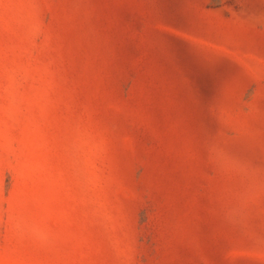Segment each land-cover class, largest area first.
Here are the masks:
<instances>
[{
  "label": "rangeland",
  "instance_id": "rangeland-1",
  "mask_svg": "<svg viewBox=\"0 0 264 264\" xmlns=\"http://www.w3.org/2000/svg\"><path fill=\"white\" fill-rule=\"evenodd\" d=\"M0 264H264V0H0Z\"/></svg>",
  "mask_w": 264,
  "mask_h": 264
}]
</instances>
